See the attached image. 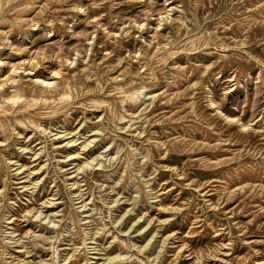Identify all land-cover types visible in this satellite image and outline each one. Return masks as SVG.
Masks as SVG:
<instances>
[{"label":"rangeland","instance_id":"rangeland-1","mask_svg":"<svg viewBox=\"0 0 264 264\" xmlns=\"http://www.w3.org/2000/svg\"><path fill=\"white\" fill-rule=\"evenodd\" d=\"M0 26V264H264V0H0Z\"/></svg>","mask_w":264,"mask_h":264},{"label":"bare ground","instance_id":"bare-ground-1","mask_svg":"<svg viewBox=\"0 0 264 264\" xmlns=\"http://www.w3.org/2000/svg\"><path fill=\"white\" fill-rule=\"evenodd\" d=\"M57 1V0H56ZM48 3V2H47ZM77 11V10H76ZM173 18V17H172ZM173 20V19H172ZM52 22V21H51ZM48 24V23H47ZM50 25H52V24H50ZM179 25V24H178ZM1 27V26H0ZM53 30V29H52ZM234 34V33H233ZM233 37V36H232ZM246 39V38H245ZM263 42V41H262ZM206 46V45H205ZM227 47V46H226ZM204 49V48H203ZM226 49V48H225ZM230 49V48H229ZM236 49V48H235ZM233 51V50H232ZM244 52V51H243ZM104 57V56H103ZM157 57V56H156ZM217 61V60H216ZM100 62V61H99ZM107 62V61H106ZM96 64V63H95ZM215 64V63H214ZM119 65H121V64H119ZM86 66V65H85ZM87 67V66H86ZM113 67V66H112ZM206 71V70H205ZM54 75H57V76H59L60 75V71L58 70V71H55L54 72ZM155 77V76H154ZM126 79V78H125ZM192 83V82H191ZM197 85V84H196ZM0 86H1V84H0ZM4 102L5 103H7V104H12L13 106H17V107H19L18 105H19V100H20V96H18L17 94H14V95H7V96H5V98H4ZM188 102V101H187ZM209 102V101H208ZM207 102V103H208ZM43 104H46L45 103V101H44V103ZM211 105V104H210ZM70 106V105H69ZM212 106H214V105H212ZM16 107V108H17ZM191 107H192V105H191ZM106 109V108H105ZM192 110V109H191ZM194 110V109H193ZM213 111V110H212ZM217 113V112H216ZM253 114V113H252ZM107 116V115H106ZM220 116V115H219ZM226 119H229V120H234V118L232 119L231 117H228V116H226ZM244 125V124H243ZM245 126V125H244ZM112 127V126H111ZM93 134V133H92ZM96 134V133H95ZM66 135V134H65ZM79 137V136H78ZM68 138V137H67ZM65 140V139H64ZM77 139H75V140H73V139H71V140H69L67 143H69V148H71V147H74V146H76V144H75V141H76ZM93 140L94 139H91V140H89L88 141V143H84L83 145H81V147H79L78 149H80L81 150V152L82 153H86L90 148L88 147V146H90V142L92 143L93 142ZM67 143H65V144H67ZM195 143V142H194ZM204 143V142H203ZM201 145V144H200ZM40 148V147H39ZM91 151V150H90ZM81 152H77V153H68V155L65 157V158H67L66 159V161H69L70 162V164L72 165V167H69L67 170H70L69 172H68V174H70V177L69 178H71L73 181H72V183L70 184L71 186H74L75 185V189H76V192H74L76 195H77V197L79 198V199H82L83 198V196H84V193L82 192V190H83V188L81 189L80 187L82 186L81 184H78V174L80 173V170L83 168V166H85V165H88V161H84L82 164H79V163H75V161H77V160H79V154L81 153ZM39 153L37 152V153H33V155L32 156H34V161H37L39 158H40V156H37ZM216 162V161H215ZM95 165V164H94ZM94 165H92V166H94ZM98 165V164H97ZM91 166V165H90ZM91 166V167H92ZM31 168H33V167H31ZM31 168H27L26 170H27V172H25V170L23 169H21V167H17L16 169H17V173H16V175H17V178L19 179V180H21V179H24L23 181H19V182H17V183H23L20 187H22V188H26L27 187V185H29V183H27V184H25V182H30V183H33V186L35 187L36 185L35 184H38V183H36V181L37 180H34V178H38V174H40L39 173V171L43 168V165L42 166H40V168H33L32 170H31ZM85 168V167H84ZM94 168V167H93ZM86 169V168H85ZM88 169V168H87ZM83 170V169H82ZM88 170H90V168L88 169ZM82 172V171H81ZM26 173V174H25ZM75 173V174H74ZM33 181V182H32ZM37 182H39V181H37ZM33 186H31V187H29V188H32ZM245 186V185H244ZM262 186V185H261ZM239 188V187H238ZM241 188V187H240ZM26 190V189H25ZM1 193H2V191H0V195H1ZM54 195V194H53ZM51 199H56V198H51ZM116 199V198H115ZM84 201V199H82L80 202H83ZM89 201V200H88ZM47 202V201H46ZM49 203H51V204H49ZM34 204V203H33ZM49 204V205H48ZM48 204H46V205H44L43 204V207H45L46 208V210L45 211H51L55 206H56V202H48ZM83 206H86V202H84L83 203ZM20 212V211H19ZM31 212V211H30ZM41 210H38V213L35 215V220L40 216L41 217ZM48 214V213H47ZM46 214V215H47ZM33 215V214H32ZM46 215H44V216H46ZM49 215V214H48ZM10 217H11V219L10 220H8L9 222V224H11L12 223V227H10V228H12L13 229V233L14 232H16L15 230V228H14V223H15V221H16V218L13 216V215H10ZM49 217V216H48ZM43 218V217H42ZM38 220V219H37ZM135 222V221H134ZM141 222V221H140ZM27 223V222H26ZM143 223V222H142ZM138 225V224H137ZM27 234V233H26ZM168 236V235H167ZM173 236V235H172ZM221 245V244H220ZM179 249V248H178ZM28 252V251H27ZM23 253V252H22ZM191 253V252H190ZM208 256V255H207ZM77 258V257H76ZM112 259L111 258H109V259H107V263H109L110 261H111ZM64 262V261H63Z\"/></svg>","mask_w":264,"mask_h":264}]
</instances>
